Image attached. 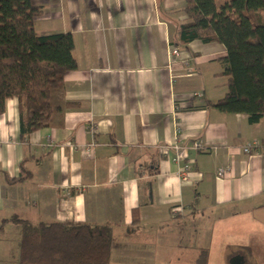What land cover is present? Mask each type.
<instances>
[{
    "label": "crops",
    "instance_id": "0c3cea01",
    "mask_svg": "<svg viewBox=\"0 0 264 264\" xmlns=\"http://www.w3.org/2000/svg\"><path fill=\"white\" fill-rule=\"evenodd\" d=\"M34 4L37 33L73 36L78 69L53 95L47 129L24 142L16 100L0 118V264L20 255L14 219L108 225L110 264H172L187 250L209 264L213 231L250 228L253 213L264 223V120L211 107L228 93L227 51L181 45L184 1Z\"/></svg>",
    "mask_w": 264,
    "mask_h": 264
},
{
    "label": "trees",
    "instance_id": "16d2710c",
    "mask_svg": "<svg viewBox=\"0 0 264 264\" xmlns=\"http://www.w3.org/2000/svg\"><path fill=\"white\" fill-rule=\"evenodd\" d=\"M35 1L0 0V118L8 102L16 100L24 142L51 125L57 112L53 95L78 69L71 34L37 33L35 21L43 9ZM182 1L187 22L178 28L181 45L216 43L227 51L220 62L228 93L211 107L245 116L250 125L259 124L264 120V0H224L220 6L217 0ZM13 222L23 228L17 264L111 263L113 238L108 225ZM206 256L207 252L201 253L200 264H206Z\"/></svg>",
    "mask_w": 264,
    "mask_h": 264
},
{
    "label": "rangeland",
    "instance_id": "374dc122",
    "mask_svg": "<svg viewBox=\"0 0 264 264\" xmlns=\"http://www.w3.org/2000/svg\"><path fill=\"white\" fill-rule=\"evenodd\" d=\"M223 2L224 0H217L219 6ZM261 8L264 9V4ZM255 215L256 213H253L249 219L252 225L250 228H241L237 223L230 226L225 233H220L218 229L212 232V253L209 264H231L234 257L239 256L240 249L245 251L243 255L247 264H264V223L257 222ZM249 250H252V253ZM19 258L20 255H17L12 264H17ZM169 262L171 261L166 264ZM200 262H202L200 255L193 256L192 251L187 250L172 264H200Z\"/></svg>",
    "mask_w": 264,
    "mask_h": 264
},
{
    "label": "built area",
    "instance_id": "2783aa9c",
    "mask_svg": "<svg viewBox=\"0 0 264 264\" xmlns=\"http://www.w3.org/2000/svg\"><path fill=\"white\" fill-rule=\"evenodd\" d=\"M172 55H173L175 58H177V59H180V58H181V54H180L179 50H177V49H175V50L173 51V54H172ZM192 75H193V73L190 72V73H189V77H191ZM195 97H196V98H201L202 95H201V94H197V95H195ZM260 146H261V144L258 143V142H253V143L247 144V146H246L245 149H244V153H245L246 155L250 156V155H252L253 153L257 152L258 149L260 148ZM203 147H204V146H203L202 144H196V145H195V148H196L197 150H201ZM189 170H190L189 168H186V169L183 171V173H181V175H182L183 177H187V175H188V171H189ZM226 175H227V171H226V170H224V169L219 170V172H218V176H219L220 178H223V177H225Z\"/></svg>",
    "mask_w": 264,
    "mask_h": 264
},
{
    "label": "water",
    "instance_id": "95a60500",
    "mask_svg": "<svg viewBox=\"0 0 264 264\" xmlns=\"http://www.w3.org/2000/svg\"><path fill=\"white\" fill-rule=\"evenodd\" d=\"M231 264H245V260L243 257L237 256L231 261Z\"/></svg>",
    "mask_w": 264,
    "mask_h": 264
}]
</instances>
